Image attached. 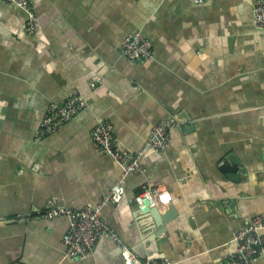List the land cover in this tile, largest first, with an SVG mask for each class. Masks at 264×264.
<instances>
[{"label":"crops","instance_id":"crops-1","mask_svg":"<svg viewBox=\"0 0 264 264\" xmlns=\"http://www.w3.org/2000/svg\"><path fill=\"white\" fill-rule=\"evenodd\" d=\"M29 2L38 25L24 33L26 10L0 0V264H126L105 236L89 256H66L67 216L44 215L94 204L119 180L102 216L138 257L228 264L235 231L258 217L264 235V28L253 0ZM135 30L151 58L120 53ZM73 94L86 105L34 139L49 104ZM168 117L169 146L143 149L130 173L92 141L106 118L118 148L138 151ZM231 159L235 178L219 169ZM144 185L165 187L160 210L174 209L157 235L134 200Z\"/></svg>","mask_w":264,"mask_h":264},{"label":"built area","instance_id":"built-area-1","mask_svg":"<svg viewBox=\"0 0 264 264\" xmlns=\"http://www.w3.org/2000/svg\"><path fill=\"white\" fill-rule=\"evenodd\" d=\"M4 1L26 10L28 18L23 26L24 33H31L36 29L38 25L37 16L29 0ZM253 4L254 22L258 27L264 28V0H253ZM119 51L131 60L142 61L152 57L153 45L151 40L140 30H135L123 37L119 44ZM85 105L86 100L79 94L71 95L62 103H50L35 130L34 139H41L54 132ZM176 123L172 117L158 120L150 127L142 149L131 151L118 148L111 123L106 118H99L92 129V141L98 151L114 157L120 163L124 173H130L139 166L143 149L158 151L169 146V129ZM123 192L124 186L122 180H119L112 184L108 192L94 204H88L78 209L56 204L48 206L45 216L64 215L68 218V227L62 237L66 256L70 258L89 256L98 239L105 236L121 246V253L126 264H170L164 258L138 257L102 216L103 206L119 200ZM169 198V192L165 187L144 185L135 195L134 200L137 204H142L145 199H148L151 204H160L167 202ZM260 222V218L255 217L244 228L235 231L236 249L229 254L228 264H252L264 250V235L258 232Z\"/></svg>","mask_w":264,"mask_h":264},{"label":"water","instance_id":"water-1","mask_svg":"<svg viewBox=\"0 0 264 264\" xmlns=\"http://www.w3.org/2000/svg\"><path fill=\"white\" fill-rule=\"evenodd\" d=\"M234 164L235 159H231L229 162L221 163L219 169L230 177L235 178L237 174L233 172L236 167ZM137 210L139 213L144 214V219L147 225L150 227L153 225L156 235L163 230L164 225L174 215V209L172 206L167 210L161 211L158 204H151L148 199H145L142 204H138Z\"/></svg>","mask_w":264,"mask_h":264}]
</instances>
